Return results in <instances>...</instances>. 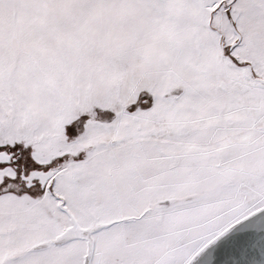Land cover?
<instances>
[{"label": "snow or ice", "instance_id": "snow-or-ice-1", "mask_svg": "<svg viewBox=\"0 0 264 264\" xmlns=\"http://www.w3.org/2000/svg\"><path fill=\"white\" fill-rule=\"evenodd\" d=\"M0 264H264V0H0Z\"/></svg>", "mask_w": 264, "mask_h": 264}]
</instances>
